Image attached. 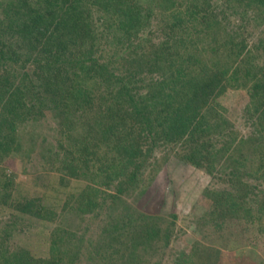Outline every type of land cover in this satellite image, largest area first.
Instances as JSON below:
<instances>
[{
  "label": "trees",
  "instance_id": "obj_1",
  "mask_svg": "<svg viewBox=\"0 0 264 264\" xmlns=\"http://www.w3.org/2000/svg\"><path fill=\"white\" fill-rule=\"evenodd\" d=\"M1 4L0 162L88 185L58 210L29 191L14 199L5 175L2 205L56 225L40 257L3 223L0 264H220L222 251L178 238L264 221V0ZM236 88L246 133L221 103ZM164 149L212 178L184 230L124 198Z\"/></svg>",
  "mask_w": 264,
  "mask_h": 264
},
{
  "label": "rangeland",
  "instance_id": "obj_2",
  "mask_svg": "<svg viewBox=\"0 0 264 264\" xmlns=\"http://www.w3.org/2000/svg\"><path fill=\"white\" fill-rule=\"evenodd\" d=\"M169 12L168 10L161 15V19L164 20L163 16H171L168 15ZM258 31L256 29L255 33ZM112 65L115 66L114 63ZM221 103L235 127L243 133L248 132L246 124L241 120L243 110L249 103L246 89L229 90ZM5 175L12 182L14 199L29 191L30 196L37 197L46 207L55 206L58 210L67 202L73 203L88 185L84 181L64 179L58 172L40 166L24 171V165L12 158L0 162V181L4 180ZM211 179L202 171L188 165L180 153L164 149L155 155L132 196L124 198L135 209L146 214L166 218L171 214H177L180 220L176 228L184 230L185 217L190 213L200 217L204 211L207 204L204 198L205 189ZM7 221L10 222L8 229L19 247L36 256L48 255L56 223L31 215H22L0 202V227ZM175 232L177 233L176 229ZM182 235L184 236L178 238L179 248L186 250L189 243L197 240L205 246L222 251L220 264H235L236 259H240V264H259L264 261V221L229 222L219 231L206 224L197 234L188 231Z\"/></svg>",
  "mask_w": 264,
  "mask_h": 264
}]
</instances>
